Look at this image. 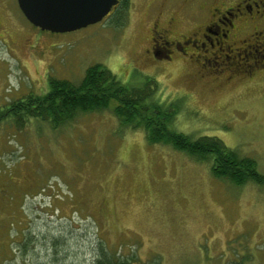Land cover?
Returning <instances> with one entry per match:
<instances>
[{"label": "rangeland", "instance_id": "rangeland-1", "mask_svg": "<svg viewBox=\"0 0 264 264\" xmlns=\"http://www.w3.org/2000/svg\"><path fill=\"white\" fill-rule=\"evenodd\" d=\"M151 2L127 0L120 20L51 33L9 1L0 37L19 45L0 44V264H96L102 249L131 264H264V185L214 177L121 126L111 108L55 129L33 118L18 126L5 112L44 95L48 76L77 83L100 64L126 85L153 78L155 99L178 100L175 131L219 139L264 176V76L199 78L177 60L155 67L145 54Z\"/></svg>", "mask_w": 264, "mask_h": 264}, {"label": "trees", "instance_id": "trees-1", "mask_svg": "<svg viewBox=\"0 0 264 264\" xmlns=\"http://www.w3.org/2000/svg\"><path fill=\"white\" fill-rule=\"evenodd\" d=\"M126 6L127 0H120L113 14L118 20ZM47 83L44 95L29 94L6 109L13 122L20 124L33 118L46 121L55 129L78 114L111 108L121 126L141 128L152 143L168 145L197 162L208 164L214 177L234 186L247 182L264 185V176L253 159L240 156L217 138L190 137L175 131L171 122L179 104L174 108L173 103L155 99L153 78H146L140 86L126 85L110 70L95 64L85 70L77 83L51 76ZM106 251L101 250L96 264H131V257H115Z\"/></svg>", "mask_w": 264, "mask_h": 264}, {"label": "flooded vegetation", "instance_id": "flooded-vegetation-1", "mask_svg": "<svg viewBox=\"0 0 264 264\" xmlns=\"http://www.w3.org/2000/svg\"><path fill=\"white\" fill-rule=\"evenodd\" d=\"M9 1L0 0L1 31ZM119 2L102 20L114 14ZM151 4L150 47L145 54L155 67L177 60L193 66L199 78L227 76L251 81L264 76V0H152ZM1 39V45H19L9 35L6 41ZM172 103L179 104L178 100Z\"/></svg>", "mask_w": 264, "mask_h": 264}, {"label": "water", "instance_id": "water-1", "mask_svg": "<svg viewBox=\"0 0 264 264\" xmlns=\"http://www.w3.org/2000/svg\"><path fill=\"white\" fill-rule=\"evenodd\" d=\"M118 0H17L26 20L42 31L65 33L100 22Z\"/></svg>", "mask_w": 264, "mask_h": 264}]
</instances>
